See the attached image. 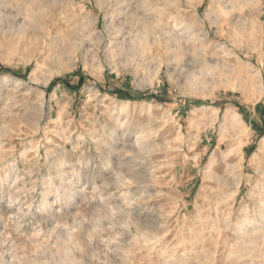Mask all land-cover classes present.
Segmentation results:
<instances>
[{
	"label": "rangeland",
	"instance_id": "rangeland-1",
	"mask_svg": "<svg viewBox=\"0 0 264 264\" xmlns=\"http://www.w3.org/2000/svg\"><path fill=\"white\" fill-rule=\"evenodd\" d=\"M0 264H264V0H0Z\"/></svg>",
	"mask_w": 264,
	"mask_h": 264
},
{
	"label": "bare ground",
	"instance_id": "bare-ground-1",
	"mask_svg": "<svg viewBox=\"0 0 264 264\" xmlns=\"http://www.w3.org/2000/svg\"><path fill=\"white\" fill-rule=\"evenodd\" d=\"M77 174H78V172H77ZM60 193V191H59V187H57V188H55L54 189V195L56 196V195H58ZM124 195V194H123Z\"/></svg>",
	"mask_w": 264,
	"mask_h": 264
},
{
	"label": "trees",
	"instance_id": "trees-1",
	"mask_svg": "<svg viewBox=\"0 0 264 264\" xmlns=\"http://www.w3.org/2000/svg\"><path fill=\"white\" fill-rule=\"evenodd\" d=\"M82 85V83L80 82L79 84H78V86L80 87Z\"/></svg>",
	"mask_w": 264,
	"mask_h": 264
}]
</instances>
